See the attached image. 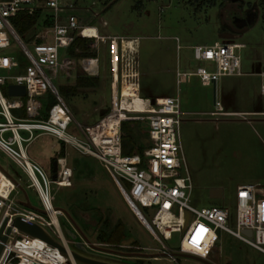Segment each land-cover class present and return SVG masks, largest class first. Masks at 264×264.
<instances>
[{
  "label": "rangeland",
  "instance_id": "rangeland-1",
  "mask_svg": "<svg viewBox=\"0 0 264 264\" xmlns=\"http://www.w3.org/2000/svg\"><path fill=\"white\" fill-rule=\"evenodd\" d=\"M61 1L74 4V9L66 10L61 14L65 16L73 13L83 25H96L106 35H116L118 39L121 36H139L141 43L139 95L150 99L155 98L156 95H173L178 96L180 100L183 111L179 125L184 157L182 168L183 171L186 168L192 183L191 203L197 207L209 205L227 207L231 215L227 225L235 229L237 185L245 182L264 184V112L211 114L210 111L214 109L212 83L203 85L196 76H192L189 82L176 83L177 69L195 70L198 66L214 69L211 62L196 60L191 46L210 45L215 41H222L221 27L228 18V12L221 9L223 8L221 4H226L229 9V1L214 0V5H205L201 8L191 0ZM245 1L247 7L249 2L254 5L264 2V0ZM260 18L264 20V16L259 17L252 26L234 38L235 41L245 44L244 47L236 49V53L241 58L243 74L223 75L217 81L216 99L222 102L225 110L264 111V97L258 94L259 86L264 81V77L259 74L260 70H264V21ZM11 19L13 22L14 18ZM103 20L107 22L104 26H102ZM48 29L49 27L34 25L22 37L27 44L32 45L38 42V34H44ZM47 37L48 42L53 41V33L50 31ZM10 41L8 47L0 48V56L12 55L20 65L10 70L0 68V75L24 73L30 64L18 42L13 37H10ZM137 42L136 38H124V50ZM178 43L180 47H177ZM90 44L91 40L87 39V52L93 56L97 55L96 49ZM74 51L81 52L79 48ZM68 54H72L70 48L60 49V56ZM98 56L99 82L94 86L83 88L77 95L64 96L75 117L69 124L67 132L80 139H84V136L77 122L83 125L93 124L111 106L108 40L100 43ZM77 73L84 74L81 71L69 72L68 75L59 72L53 81L58 87L69 88L76 82ZM2 90L7 95V85H2ZM43 101L46 99L43 98ZM51 101L49 96L45 102L43 116L47 114V106ZM136 122L135 126L142 131L147 128L145 120ZM139 141L143 148H146L149 145L148 133L140 137ZM26 152L31 160L43 167L50 179H53L54 160L58 156H67V165L72 170L71 185L59 186L51 183L53 205L68 212L91 243H106L109 245H95L99 248L119 251L112 253L94 250L88 244L87 252L84 254L119 264H206L196 258L183 255H177L178 262L169 260V256L159 259L150 258L151 254L160 255L161 242L133 212L116 182L96 157L82 153L70 144L64 146L62 140L45 133L35 138ZM0 165L20 185H17L11 198L16 202H23L26 192L33 206L40 208L41 203L35 188L27 187L30 183L29 178L1 149ZM126 186L129 187L128 184ZM217 186L222 188L221 196L210 197L209 190ZM140 208L151 222L153 210L142 206ZM59 221L69 247L76 249L67 232L69 228H75L73 222L61 216ZM120 222L123 224L122 237L118 242H110L111 230ZM153 227L156 228L155 225ZM217 233L219 235L217 248L210 256V262L213 264H264V254L256 248L227 231L219 229ZM180 235L181 233L174 232L172 238L166 239L165 243L176 249ZM125 245H137L139 248H128ZM121 252L138 255H122Z\"/></svg>",
  "mask_w": 264,
  "mask_h": 264
},
{
  "label": "built area",
  "instance_id": "built-area-1",
  "mask_svg": "<svg viewBox=\"0 0 264 264\" xmlns=\"http://www.w3.org/2000/svg\"><path fill=\"white\" fill-rule=\"evenodd\" d=\"M72 9H74L73 3H64L61 0H0V48L8 47L11 42L10 37H13L30 61L24 73L0 75V149L22 168L30 180L27 187L35 188L41 203L40 208L31 207L25 204L26 199L23 202H16L11 198L17 185L7 174V170L0 165V179L6 176L9 180V184L0 187V227L7 218L1 232L2 235H7V238L3 241L0 251V264H81L73 258L59 221V216L64 219L69 217L63 209L53 205L51 197L52 182L59 186L71 185L72 170L67 165L66 157L56 158L57 177L50 179L43 167L31 160L26 152L29 144L43 133L55 136L62 140L64 145L70 144L80 152L100 160L130 208L132 209L131 203L138 207L149 226L141 222L161 242L160 255L151 254L150 258L159 259L169 256V260L178 262L177 255L190 254L199 257L196 259L200 262H204L202 259L210 261L211 254H214L217 248L219 229L231 233L264 254V184L245 182L237 185L235 229L227 225L231 219L227 207L193 205L192 183L186 168L184 171L182 168L184 157L179 125L183 112L179 97H155L154 103L150 98H144L146 107L143 110H134V107L123 105L124 78L136 85L139 94V42L124 50L122 37L118 39L115 35H101L96 27L83 25L75 14L68 13L65 16L61 14ZM19 10H28V12L41 10L43 14L39 21L50 22L47 31L53 33V41L48 42V32H46L38 34L37 43L27 44L16 31L11 19ZM86 29H95L96 32L85 33ZM78 36L90 39V46L96 49L97 53L99 42L108 40L110 47L111 106L93 124L83 125L77 122L84 139L67 132L69 124L75 117L53 81L59 72L68 75L78 66L88 75L100 73L98 54L82 57L72 54L60 56V49H68ZM244 46V43L228 36L210 45H194V58L198 61L211 62L214 69L198 66L195 70L177 71L178 83L197 76L203 84L208 85L216 82L223 75L240 74L241 58L236 53V49ZM92 58L95 60L94 64L89 61ZM19 65V61L12 55L0 56L1 69L10 70L18 68ZM90 67L95 69L91 70ZM9 83L25 85L26 94L5 95L2 85ZM262 93L264 94V84ZM47 94L53 95L56 101L48 108L46 116H43L42 98ZM211 114H225L219 100H215V110ZM138 120H145L147 123L149 145L142 153L125 154L122 146V124L125 121ZM126 184L129 185L128 188ZM140 206L153 210L151 222ZM16 216L24 217L46 228L51 236L65 247L66 252L12 225ZM9 226L11 230L7 233ZM245 229H250L251 235L244 233ZM174 232L181 233L176 249L165 243L166 239L172 238ZM36 239L44 242L42 253L29 250L31 242ZM82 242L88 246L84 238ZM95 244L109 245L101 242ZM125 247L139 248L137 245H125Z\"/></svg>",
  "mask_w": 264,
  "mask_h": 264
},
{
  "label": "trees",
  "instance_id": "trees-1",
  "mask_svg": "<svg viewBox=\"0 0 264 264\" xmlns=\"http://www.w3.org/2000/svg\"><path fill=\"white\" fill-rule=\"evenodd\" d=\"M191 1L195 2L198 8H201L202 6H205V5L211 6L215 4L214 0H191ZM263 3L264 2L261 1L260 4H263ZM41 18H42L41 10H34L32 12H28V10H19L17 14L14 16L13 25L16 31L22 37V35L25 34V32H27L28 29H31L34 25H39L43 27L50 26V22L48 20H43V22L41 23L39 21ZM87 39L88 38H84L81 36H78L75 39V41L69 47L72 55L77 56V57L91 55L87 52L88 50ZM75 47H79L81 52L76 53L74 51ZM78 71H81L84 74L82 75V74L77 73L78 75L76 78V82L73 85H71L69 88L58 87L59 92L63 98L65 95H69V94L72 96L77 95L79 92L82 91L83 88L94 86L95 84L99 82L98 75H87L82 69H78ZM49 96H51L52 101L50 104H48L47 110L56 101V98L53 95L50 94L47 96V98ZM47 98H46V101H44V105H45V102H47ZM135 124H137L136 121H125L122 124V133H123L122 134V146H123V153L125 154H133L135 152L142 153L144 150L143 145L139 141V138L143 137L146 133H148V130L146 128L142 131L138 126H135ZM122 228H123V224L120 222L111 230V234L109 236L110 242L120 241L122 237L121 236ZM101 235L102 234H100V236Z\"/></svg>",
  "mask_w": 264,
  "mask_h": 264
},
{
  "label": "water",
  "instance_id": "water-1",
  "mask_svg": "<svg viewBox=\"0 0 264 264\" xmlns=\"http://www.w3.org/2000/svg\"><path fill=\"white\" fill-rule=\"evenodd\" d=\"M222 37L226 36V34H220ZM7 93L8 95H25L26 94V88L25 85L23 84H17V83H9L7 85ZM151 102L154 103L155 102V98H151ZM57 160L55 159L53 162V174L52 177L53 179H55L57 177ZM7 172V171H6ZM8 175H10L7 172ZM11 176V175H10ZM12 179L14 180V182L16 183V185L20 186L19 183L17 182V180L11 176ZM25 192V191H24ZM222 194V190L221 188H217V187H212L209 190V195L210 197H220ZM25 204L28 206L33 207V204L31 203V201L29 200V197L27 195V193L25 192ZM132 205V210L133 212L138 216V218L146 225L149 226L148 221L145 219V217L143 216V214L141 213V211L138 209V207L134 204L131 203ZM65 213L67 214V216L70 218V220L73 222L76 230L69 228L67 230L69 236L72 238L73 242H74V246L76 249H71V254L73 256V258L78 261L81 264H119V263H115V262H111V261H107V260H103V259H99V258H95L89 255L84 254V252H87V246L82 242L81 237H83L88 244L92 247V248H97V246L93 243H91L86 236L84 235V233L82 232V230L78 227V225L73 221L72 217L70 216V214L68 212L65 211ZM7 222V218H5V220L3 221L1 227H0V239L2 240V242L0 243V251L2 249L3 246V241L6 240L7 235H2L1 232L3 231L5 224ZM12 225L17 226L20 230H22L23 232L31 235V236H37L40 237L42 239H44L45 241H47L48 243H51L55 246H57L62 252H66L65 247L59 243L58 241H56L51 234L49 233V231L44 228L43 226L32 222V221H28L26 220L24 217L21 216H16L13 220ZM11 230V226H9L7 228V233H9ZM77 231V232H76ZM244 233L251 235L252 231L250 229H245L243 230ZM80 235V236H79ZM105 251H110L112 253H117L118 251L116 250H108V249H103ZM128 255H138L137 253H129ZM143 256H146L148 254H142ZM184 256H188V257H193V258H199L197 256H193L190 254H184ZM202 261H204L207 264H213L212 262L202 259Z\"/></svg>",
  "mask_w": 264,
  "mask_h": 264
},
{
  "label": "flooded vegetation",
  "instance_id": "flooded-vegetation-1",
  "mask_svg": "<svg viewBox=\"0 0 264 264\" xmlns=\"http://www.w3.org/2000/svg\"><path fill=\"white\" fill-rule=\"evenodd\" d=\"M226 1V0H220ZM230 6L227 9L226 4H221L222 10H227L228 18L222 23V31L228 37L235 38L245 29L252 26L259 17L264 16V3L253 4L249 2L246 6L245 0H228ZM226 8V9H224ZM262 19V18H260ZM263 20V19H262ZM264 21V20H263ZM58 168V167H57Z\"/></svg>",
  "mask_w": 264,
  "mask_h": 264
},
{
  "label": "bare ground",
  "instance_id": "bare-ground-1",
  "mask_svg": "<svg viewBox=\"0 0 264 264\" xmlns=\"http://www.w3.org/2000/svg\"><path fill=\"white\" fill-rule=\"evenodd\" d=\"M91 32H96L95 29H86L85 33H91ZM124 39V38H123ZM123 43V41H122ZM90 63L94 64L95 60L89 59ZM114 66L116 65V55L114 54ZM91 70L95 69L94 67H90ZM136 85L134 83H132L131 81H129L128 79L124 78L123 83H122V92L124 94L123 96V105L127 106V107H134V110H143L144 107H146V101L144 99V97L140 96L138 94V91L135 87ZM116 92V89L114 90V93ZM122 94V95H123ZM9 184V180L6 176H2L0 179V187L5 186ZM44 242L36 239L33 242H31V248H29V250H35L38 253H42L43 252V244ZM42 249V250H41ZM42 251V252H41Z\"/></svg>",
  "mask_w": 264,
  "mask_h": 264
},
{
  "label": "crops",
  "instance_id": "crops-1",
  "mask_svg": "<svg viewBox=\"0 0 264 264\" xmlns=\"http://www.w3.org/2000/svg\"><path fill=\"white\" fill-rule=\"evenodd\" d=\"M107 24V22L105 21V20H103L102 21V26H104V25H106ZM88 26H93V27H96V29H97V32L99 33V34H101V35H105V36H107L105 33H103L102 32V30H101V28L100 27H97L96 25H88ZM220 34H225V33H223V32H221ZM112 36H114V35H112ZM116 36V35H115ZM122 37V36H121ZM224 37H227V36H224ZM122 38H136L137 39V41L139 42V53H140V47H141V43H140V38H139V36H134V37H122ZM176 40L178 41V38L176 37ZM103 42V41H102ZM100 43L101 42H99V45H100ZM197 45V44H196ZM193 46L194 45H192L191 47H192V49H193ZM177 47H180V44L178 43V45H177ZM96 54H98V53H96ZM100 59V58H99ZM78 69H82L80 66H78L77 68H76V70H74V71H71V72H76V71H78ZM177 71H179L178 69H177ZM176 71V72H177ZM184 71H190V70H184ZM243 74V72H242V70H241V73L240 74H233V75H242ZM259 74L262 76V78L264 77V70H260L259 71ZM99 75V74H98ZM197 77V76H196ZM192 78V77H191ZM191 78H190V80H188V81H185V82H189V81H191ZM110 81H111V79H110ZM218 81V80H217ZM217 81L216 82H214V83H212L213 84V86H214V109L213 110H211L210 111V113L211 112H213L214 110H215V100H219V99H216V85H217ZM176 83H178V81H177V73H176ZM182 83H184V82H182ZM202 83V82H201ZM203 84V83H202ZM264 84V81H262L261 82V84H260V86H259V90H258V94H259V96L260 97H264V94L262 93V85ZM203 85H205V84H203ZM140 86H141V72H140V80H139V88H140ZM49 94H47V95H45L43 98L44 99H46L47 98V96H48ZM163 96H173V95H156L155 97H163ZM43 98H42V104H43V108H42V112L44 113V107H45V105H44V101H43ZM146 98H149V97H146ZM220 101V100H219ZM220 103H221V105H222V107H223V104H222V102L220 101ZM182 110V109H181ZM223 111L225 112V114H232V113H235V114H240V113H243V114H246V113H259V112H264L263 110H225L224 109V107H223ZM47 112V111H46ZM183 112V111H182ZM65 146V145H64ZM65 157H66V161H67V156L66 155H64ZM241 184V183H240ZM217 188H221L220 186H217ZM221 190H222V188H221Z\"/></svg>",
  "mask_w": 264,
  "mask_h": 264
}]
</instances>
